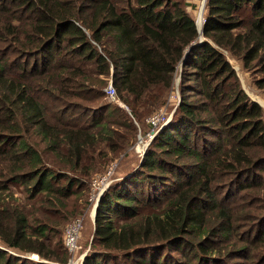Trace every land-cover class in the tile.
<instances>
[{
	"label": "trees",
	"instance_id": "obj_1",
	"mask_svg": "<svg viewBox=\"0 0 264 264\" xmlns=\"http://www.w3.org/2000/svg\"><path fill=\"white\" fill-rule=\"evenodd\" d=\"M186 6L0 0V264L69 263L65 226L179 67L172 119L100 196L81 264H264V110L228 60L264 93V0H206L194 46Z\"/></svg>",
	"mask_w": 264,
	"mask_h": 264
},
{
	"label": "rangeland",
	"instance_id": "obj_2",
	"mask_svg": "<svg viewBox=\"0 0 264 264\" xmlns=\"http://www.w3.org/2000/svg\"><path fill=\"white\" fill-rule=\"evenodd\" d=\"M201 1L202 0H185L186 5H187L186 10L191 15L193 20L195 21V25H196L198 34L203 29V19H204V11H205V5L203 6ZM201 38H202V35H201ZM228 60L230 61L232 67L234 68V70H235V72L239 78V81H240V84H241L243 91L247 94V96L252 101H254L256 103L258 102V104L264 110V93H263V91L258 90L255 87L250 74L245 72L241 68L239 63H237V62H235L229 58H228ZM181 72H182V67H179L178 71L176 72V74L174 76V87H173L174 91L177 90V96H178L179 100H180L179 87H180V81H181V78H180ZM107 100L110 103H112L113 105L125 109V106L122 104L121 101L118 100L117 96H116V99L107 98ZM174 105H175V103L172 102V103H169V105L166 107L168 115H169V120L167 123H169L171 121V119H172L171 116H173L178 103L176 106H174ZM164 126H162V127H164ZM162 127L158 128V130H156L154 134L149 136L148 133L150 132V127L147 123V120L145 121V127H143L142 125H140V126L137 125L138 133L136 135V140L133 143V145L129 148V150L127 151V155L121 154L118 157V159L115 160V163H113L111 165V166H114L113 167L114 172H113V174L109 180L110 182H109L108 186H110L113 182H115V180L118 179L120 176L122 177L125 173H128V172L130 175L133 171H135L139 167L140 162H141L144 154L148 150L152 149V147L154 145L153 142L155 140V137H156L157 133L161 130ZM155 150H156V148H155ZM93 186H94V184L92 182L91 188ZM108 186H106L105 190L107 189ZM104 187H105V185H104ZM104 191H103V193H104ZM90 198H89L90 205L83 212V214H81L79 216V217H82V229H81L80 237L78 240V249H77L76 253L73 254V256H71L67 253L69 255V263L68 264H81L85 255L90 251V245H91V241H92V237H93V223H94V218H95L96 207L98 205V203L96 204V201H94V198H92V200H90ZM61 240L63 242V232H62ZM63 246H64V244H63ZM169 254H172L173 256L175 255V256L180 257L176 253V251H174V250H173V253H172V251H168V255ZM29 258H31V260H34V261L37 260L35 256L34 257L29 256Z\"/></svg>",
	"mask_w": 264,
	"mask_h": 264
},
{
	"label": "built area",
	"instance_id": "obj_3",
	"mask_svg": "<svg viewBox=\"0 0 264 264\" xmlns=\"http://www.w3.org/2000/svg\"><path fill=\"white\" fill-rule=\"evenodd\" d=\"M205 2L206 0L201 1L203 6L205 5ZM105 93L108 98L116 99V92H115V89L111 81L108 82V85L105 89ZM172 102L175 103L174 106H176L177 103H179V98L177 96V90L174 91V89L169 94V97L167 99L165 106L160 108L156 113H154L147 119V123L150 127V132L148 133L149 136L154 134L155 131L158 130V128L164 126L168 122L169 115H168L166 107L169 105V103H172ZM113 167L114 166H110L103 175H100L93 180L94 186L91 188L90 200L94 198V201H96V204L98 203L99 198L101 194L103 193V191L105 190L106 186H108L110 182L109 180L114 172ZM81 229H82V217H78L72 220L64 228L63 244H64V247L67 253L71 256H73V254L76 253L78 249V240L80 237Z\"/></svg>",
	"mask_w": 264,
	"mask_h": 264
},
{
	"label": "water",
	"instance_id": "obj_4",
	"mask_svg": "<svg viewBox=\"0 0 264 264\" xmlns=\"http://www.w3.org/2000/svg\"><path fill=\"white\" fill-rule=\"evenodd\" d=\"M203 9V8H202ZM205 22V20H203V23ZM201 35H202V31L199 33V40L194 42L191 46H194V45H197V44H200L202 41H203V38H201ZM258 103V102H257Z\"/></svg>",
	"mask_w": 264,
	"mask_h": 264
}]
</instances>
